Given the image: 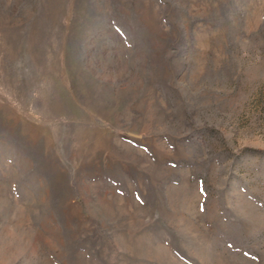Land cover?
I'll return each mask as SVG.
<instances>
[{
	"label": "rangeland",
	"instance_id": "1",
	"mask_svg": "<svg viewBox=\"0 0 264 264\" xmlns=\"http://www.w3.org/2000/svg\"><path fill=\"white\" fill-rule=\"evenodd\" d=\"M0 264H264V0H0Z\"/></svg>",
	"mask_w": 264,
	"mask_h": 264
}]
</instances>
